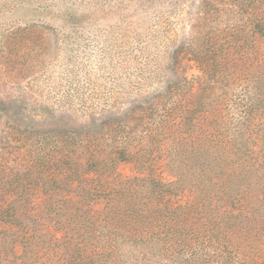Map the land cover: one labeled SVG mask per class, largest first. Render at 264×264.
<instances>
[{
    "label": "rangeland",
    "instance_id": "1",
    "mask_svg": "<svg viewBox=\"0 0 264 264\" xmlns=\"http://www.w3.org/2000/svg\"><path fill=\"white\" fill-rule=\"evenodd\" d=\"M92 138L137 155L71 191ZM256 262L264 0H0V264Z\"/></svg>",
    "mask_w": 264,
    "mask_h": 264
},
{
    "label": "trees",
    "instance_id": "2",
    "mask_svg": "<svg viewBox=\"0 0 264 264\" xmlns=\"http://www.w3.org/2000/svg\"><path fill=\"white\" fill-rule=\"evenodd\" d=\"M65 145L62 149V163L64 164L63 176L66 182H69L71 191H79L83 189L89 181L85 176L89 173L98 174L101 177L113 174L116 165L121 161H129L133 159L137 153L132 154L129 149L132 147L124 142L117 144L108 153L107 150L101 149L92 139H85L84 142H79L75 147ZM76 183V185H75ZM75 185V186H74ZM48 201H52L49 199ZM67 202V203H66ZM70 200H65L67 208H71ZM76 205V203H74ZM79 205L76 211H79ZM73 209V208H71ZM71 212V211H70ZM33 249L28 247L27 252ZM255 264H264L255 263Z\"/></svg>",
    "mask_w": 264,
    "mask_h": 264
}]
</instances>
